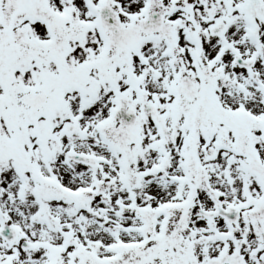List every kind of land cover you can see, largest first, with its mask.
<instances>
[{
	"label": "snow or ice",
	"instance_id": "1",
	"mask_svg": "<svg viewBox=\"0 0 264 264\" xmlns=\"http://www.w3.org/2000/svg\"><path fill=\"white\" fill-rule=\"evenodd\" d=\"M0 264H264V0H0Z\"/></svg>",
	"mask_w": 264,
	"mask_h": 264
}]
</instances>
